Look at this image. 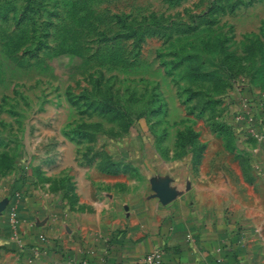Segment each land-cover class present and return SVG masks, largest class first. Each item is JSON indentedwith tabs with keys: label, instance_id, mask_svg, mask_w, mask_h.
<instances>
[{
	"label": "rangeland",
	"instance_id": "1",
	"mask_svg": "<svg viewBox=\"0 0 264 264\" xmlns=\"http://www.w3.org/2000/svg\"><path fill=\"white\" fill-rule=\"evenodd\" d=\"M212 180L264 228V0H0V264H117Z\"/></svg>",
	"mask_w": 264,
	"mask_h": 264
},
{
	"label": "crops",
	"instance_id": "2",
	"mask_svg": "<svg viewBox=\"0 0 264 264\" xmlns=\"http://www.w3.org/2000/svg\"><path fill=\"white\" fill-rule=\"evenodd\" d=\"M229 186L215 180L185 190L165 186L159 222L153 228L149 217L129 228L127 249L117 264L143 262L157 250L161 264H264V228L240 211L228 214Z\"/></svg>",
	"mask_w": 264,
	"mask_h": 264
},
{
	"label": "built area",
	"instance_id": "3",
	"mask_svg": "<svg viewBox=\"0 0 264 264\" xmlns=\"http://www.w3.org/2000/svg\"><path fill=\"white\" fill-rule=\"evenodd\" d=\"M162 263V254L159 250L148 254L143 260V264H161Z\"/></svg>",
	"mask_w": 264,
	"mask_h": 264
}]
</instances>
